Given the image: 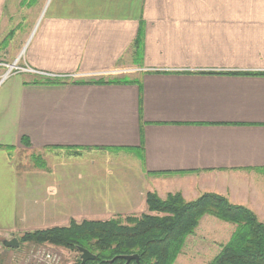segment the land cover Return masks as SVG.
Wrapping results in <instances>:
<instances>
[{
  "label": "crops",
  "instance_id": "obj_1",
  "mask_svg": "<svg viewBox=\"0 0 264 264\" xmlns=\"http://www.w3.org/2000/svg\"><path fill=\"white\" fill-rule=\"evenodd\" d=\"M15 61L34 73L0 84L2 248L27 231L126 216L173 182L184 198L263 176L264 75L244 73H264V0H0V75ZM38 73L65 82L32 84L49 78ZM122 78L136 83L110 82ZM61 151L131 155L141 182L87 186L14 163Z\"/></svg>",
  "mask_w": 264,
  "mask_h": 264
},
{
  "label": "trees",
  "instance_id": "obj_2",
  "mask_svg": "<svg viewBox=\"0 0 264 264\" xmlns=\"http://www.w3.org/2000/svg\"><path fill=\"white\" fill-rule=\"evenodd\" d=\"M8 39L9 35L2 46ZM132 46L137 55L141 54V29ZM42 79H35L31 83L55 85L65 82L55 78ZM110 82L136 83L125 78ZM73 83L84 82L75 80ZM21 142L29 145L25 137L21 138ZM256 171L264 175V168ZM145 203L147 212L139 216L118 215L103 221L71 220L64 227L25 233L19 243L48 244L78 253L71 264H174L187 237L194 234L200 219L208 215L234 225L229 239L220 245L219 252L208 264H264V224L246 206L211 192L202 193L189 201L179 192L168 193L163 199L155 192H147ZM79 248L89 251L95 259L81 263ZM130 255H136L137 261L132 259L126 263L121 258Z\"/></svg>",
  "mask_w": 264,
  "mask_h": 264
},
{
  "label": "rangeland",
  "instance_id": "obj_3",
  "mask_svg": "<svg viewBox=\"0 0 264 264\" xmlns=\"http://www.w3.org/2000/svg\"><path fill=\"white\" fill-rule=\"evenodd\" d=\"M17 65L19 66L18 63ZM2 71L3 69L0 68V73ZM52 153L44 152L30 155L26 152H20L15 155L14 163L19 173L36 171L38 169L52 171L56 174L78 173L83 176L82 180H78V184H83L85 182L87 186L111 187L114 184L120 185L127 181L134 180L133 182L135 184L141 182L137 163L134 157L128 154L116 152L106 154L104 152L94 151L82 153L81 156L73 157V155L65 151ZM235 178L238 180V174ZM70 182L73 181L71 180ZM239 182V186L232 184L227 192L223 191V189L228 187V184L224 185V181L221 188L218 187V184L212 187H205L204 189L196 186L190 188L188 192L185 193L184 199L188 201L193 200L204 192L221 194L227 197L231 202L251 209L264 224V175L252 176L242 174L240 175ZM173 184L175 185L176 182H173ZM174 185L170 186V189H168L172 193L175 192L176 186ZM169 191L166 189L161 191L162 199L165 198V195ZM143 205L144 209L139 207L130 209V211H127L125 214L139 216L142 213H146V205ZM233 230L234 225L230 223L222 222L208 215L203 216L194 234L187 237L174 264H208L219 252L220 245L224 244L229 239ZM25 233H28V231L17 235L18 241ZM18 247L19 248L12 250L2 248L0 245V250H2V252L8 251L11 253V257L9 258L11 264H33L31 262V255L38 250L56 253L60 259L59 264H71L78 256L76 252L48 244L36 245L22 242L19 243ZM0 258L3 262L5 261V256L2 255Z\"/></svg>",
  "mask_w": 264,
  "mask_h": 264
},
{
  "label": "built area",
  "instance_id": "obj_4",
  "mask_svg": "<svg viewBox=\"0 0 264 264\" xmlns=\"http://www.w3.org/2000/svg\"><path fill=\"white\" fill-rule=\"evenodd\" d=\"M50 1V0H49ZM16 72H23V73H34L33 70L29 69L28 67H22L17 65V61L14 63L7 65L6 70L3 74L0 75V84L12 73ZM36 73V72H35ZM43 76H47L49 78H55L59 77L56 75H49V74H44V73H38ZM66 78H71L70 76H64ZM32 263L33 264H59L60 259L58 255L52 251H36L32 253L31 255Z\"/></svg>",
  "mask_w": 264,
  "mask_h": 264
},
{
  "label": "water",
  "instance_id": "obj_5",
  "mask_svg": "<svg viewBox=\"0 0 264 264\" xmlns=\"http://www.w3.org/2000/svg\"><path fill=\"white\" fill-rule=\"evenodd\" d=\"M2 245L5 248H9V249H17L19 246L18 240L15 237H12L10 239L7 240H3ZM79 253H80V260L81 263H84L86 261H90V260H94L95 256L92 255L89 251H87L86 249L83 248H79L78 249ZM122 259H124L126 261V263H128L130 260L135 259L137 261V256L136 255H130V256H121ZM114 259H112L110 262H112Z\"/></svg>",
  "mask_w": 264,
  "mask_h": 264
},
{
  "label": "bare ground",
  "instance_id": "obj_6",
  "mask_svg": "<svg viewBox=\"0 0 264 264\" xmlns=\"http://www.w3.org/2000/svg\"><path fill=\"white\" fill-rule=\"evenodd\" d=\"M49 1V0H48Z\"/></svg>",
  "mask_w": 264,
  "mask_h": 264
}]
</instances>
